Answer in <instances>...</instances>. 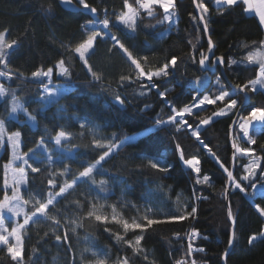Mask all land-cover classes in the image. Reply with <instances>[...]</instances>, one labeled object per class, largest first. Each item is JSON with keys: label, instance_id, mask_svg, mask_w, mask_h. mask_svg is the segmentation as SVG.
<instances>
[{"label": "trees", "instance_id": "trees-1", "mask_svg": "<svg viewBox=\"0 0 264 264\" xmlns=\"http://www.w3.org/2000/svg\"><path fill=\"white\" fill-rule=\"evenodd\" d=\"M73 1L76 3V0ZM88 3L96 7V13L88 12L77 3L76 9L64 8L59 0H0V31L7 29L6 39H16L19 45L9 50V63L13 70L24 73V76H14L11 80L0 77V83L9 89V94L0 98V119L5 121L8 131L22 132L23 152L35 148L41 137L45 138L48 150L54 145V137L59 131L72 134L71 141H62L68 151L71 149L69 153L55 150L53 155L58 157L52 160L50 166L45 159L44 165H39L41 172L32 173L28 170V183L23 189L24 199L31 200V203L24 206L27 212L33 210L35 200L46 199L49 191H59L65 180L71 182L88 163H94L105 151L94 147L93 136L119 143L133 131L152 128L158 115L167 119L171 114L169 104L181 108L192 103L196 90L201 93L216 92L217 78L224 90L233 92L235 85H242L255 79L257 75L259 66L248 64L244 58L264 40V27L260 26L254 14L243 11V5L222 6L221 15L214 0H204L209 8V29L215 44L213 51L215 56L222 55L226 61L224 65L217 64L214 71H204L198 63L189 59L191 45L188 41L196 43V38H200L198 55L200 50H207L209 34L204 32L201 22L192 19V16H198L193 0H177L178 19L174 23L159 22L163 20V10L159 7H156L153 17H148L146 12L141 11V19L137 21L135 32L116 19L123 10L124 0H88ZM49 4L52 5V12L44 10ZM105 9V16L117 39L129 47L137 58L147 56L149 66H159L173 55L180 58L172 75L155 81L158 88L148 91L141 88L139 81L120 84L121 76L132 75L134 78V69L126 55L118 47H113L115 42L110 39L112 32H108L103 26L95 29L102 33L108 32L109 36L97 39L89 58L93 71L102 74L101 81L94 80L87 66L70 50L88 35L82 25L88 20L101 17ZM62 58L70 68L71 78L67 80L58 75L54 68L51 84H64L65 90L58 98V103L46 106L41 97L43 83H48L47 78L42 83L33 79L31 73L41 66L45 69L54 67ZM232 59L237 63L229 65L228 61ZM203 76L207 78L200 86L196 85V77ZM141 91L145 94L140 95ZM12 92L36 116L35 125L23 111L11 114ZM161 92H165L166 97H161ZM117 94L125 99L123 106L115 100ZM246 95L247 101L245 93L237 92L233 97L238 101L237 109L229 115L214 118L211 125L201 128V139L215 152L219 163L191 135V130L176 132L174 127H163L154 129L148 135L140 133L133 142L115 150L94 171L93 178L97 183H92L90 178H80L73 189L64 196L57 197L55 210L50 206V212L61 220L59 226L42 217H34L33 222L26 226V264H84L86 260L95 258L84 251L81 241L84 235L90 236L97 246L107 252L110 250L109 262L117 256L127 255L130 264H152L153 261L155 264H175L187 251L186 234L192 229H197L201 234V238L194 241V246L205 249L202 253L193 254L198 264H225V250L229 252L227 264H264V239L248 244L249 237L259 234L264 227V216L255 207L257 204L264 207V195L253 194L249 182L243 181L248 195L231 186L228 198L225 199L224 189L228 187V181L220 166L223 164L229 170L232 168L234 148L230 140V125L236 112L240 109L239 116H243L248 115L252 107H264V90L257 86L256 92L249 91ZM222 106L219 102L208 105L200 118L211 115ZM198 123V118H189V124L193 128ZM91 126L95 127L97 135L91 133ZM237 129L238 127L234 128V138ZM250 134L257 141L255 145H250L246 140H241L240 143L253 148L255 155L264 157V132L257 134L255 129ZM177 144L184 150L185 159H199L200 176L208 175L210 185L195 183L196 173L180 160ZM76 145L79 147H74ZM9 154L10 147L6 141L2 158H7ZM152 158L162 159L171 166L170 170L162 173L151 169L147 166V160ZM248 161L247 157L237 155L234 163V175L237 179L244 174L243 165ZM65 166L69 171L63 176L59 175ZM261 169L264 170V161L261 162ZM48 179L55 180V188L48 185ZM101 180L107 183L101 186ZM261 181L264 180H261V171L258 170L255 182ZM155 185L162 187V194L167 197L166 204H172L178 195H182L190 201L189 210L195 206L197 212L193 218L183 222L156 226L144 233L142 246L149 257L148 261L142 255L134 256L131 249L118 243L110 232L104 230L105 225L99 222L84 219L83 227L77 228L74 233L71 231L72 225L68 221L86 216L91 203L96 202L97 194L106 196L125 217L130 218L142 213L149 188ZM3 191L0 186V199L3 198ZM229 200L237 221L236 239L231 248H228L232 230L227 217ZM137 209L140 210L139 213ZM169 209L168 214H172L171 207ZM22 217L23 215L20 216ZM107 227L123 234L116 224H109ZM65 228L69 232L68 240L56 241L55 236H63ZM174 233H179L180 238L177 239ZM135 234H139V230L137 233L129 232L126 239H131ZM33 248L36 249L35 253ZM82 255L84 259H81ZM0 264H12L3 246H0Z\"/></svg>", "mask_w": 264, "mask_h": 264}, {"label": "snow or ice", "instance_id": "snow-or-ice-1", "mask_svg": "<svg viewBox=\"0 0 264 264\" xmlns=\"http://www.w3.org/2000/svg\"><path fill=\"white\" fill-rule=\"evenodd\" d=\"M61 4L67 7H75L73 0H60ZM195 8L198 11V16H192L194 21L202 22L203 30L205 33H209L207 36L208 48L206 51L200 50L197 55V48L199 43V37L196 38V43H193L192 40H189L188 43L191 45V52L189 54V59L193 63H198L202 70L208 71L211 70L215 64L224 65L226 63L224 56H215L213 49L215 44L212 41L209 24L210 17L208 15L209 8L204 0H193ZM76 3L82 6L83 9L87 10L90 13H96V7H93L88 0H76ZM136 6L133 3H130L129 0H124L123 10L117 15L116 19L130 29L132 32H135L137 29V21L141 19V11L146 12L148 17H153L155 15V9L158 6L163 10V20L159 21L164 23L165 21L172 23L174 20L178 19L177 13V0H134ZM214 4L217 7L219 14H223L221 10L222 6L233 7L237 5H243V11L248 14H254L258 18V22L261 27H264V0H214ZM43 7V6H42ZM47 12H52V5L49 4L47 8L44 9ZM105 13L107 9L104 10ZM102 24L105 29L109 28L110 21L107 17L103 20L93 19L88 20L82 27L88 32V35L82 42L78 43L74 48L70 49L73 51L87 66L88 71L91 73L92 78L96 81L102 80V74L93 71L92 66L89 64L90 54L93 53L97 39H104L106 36H109L108 32H101L95 29V25ZM90 26H92L90 28ZM8 35V30L4 29L0 31V77L5 78L6 80L13 79L14 76L22 77L24 76L23 72L19 70H13L9 63V50L13 49L14 46L18 45V40L6 39ZM110 39L115 43L113 47H118L130 61V64L134 69V78L132 75L121 76L120 84L122 85L125 81L141 82V88H146L148 91H151L152 88H158L159 85L155 83L156 80L161 78H167L172 75L178 66L179 57L173 55L170 59H167L166 62L162 63L159 66L151 67L149 66V58L147 56L139 57L133 55V52L129 50V47H126L123 42H121L115 35H111ZM253 44H256L253 41ZM213 57V59H210ZM248 64L258 65V71L255 79H250L244 84H237L233 92L224 90L220 86L219 78H217L218 90L214 93L204 92L201 93L199 90L195 91V94L192 96V103L185 104L181 108H176L174 105L169 104L171 114L167 119L161 118L159 115L154 119L153 127L147 128L144 130V134L148 135L153 132L154 129H159L163 127H174L176 132L181 130H191V135L199 141L203 147H205L210 155L217 160L219 163V158L216 156L215 152L208 147L207 144H204L201 139V128L202 126H208L213 123L214 118L222 117L229 115L238 107L237 99L233 98L237 92L245 93V101H247V92H256L257 86L261 89H264V40L259 42V46L254 51H249L244 58ZM229 65L236 64L237 61L232 59L228 61ZM54 68L57 71V74L65 77L67 80L71 78L70 68L66 65L65 59H59L54 67H47L46 69L41 66L36 71L31 73V77L36 80H40L43 83L44 78H47L48 83H43L44 96L41 97V100L46 101V106L53 103H58V98L63 95V91L59 86L55 88H49V84L52 83V76L54 73ZM147 83H144V82ZM201 77H196V83L200 84ZM9 94V89L5 88L3 83H0V98ZM140 95H144L145 92L141 91ZM161 97H166L165 92L160 93ZM12 104H11V113H17L18 111H23L27 119L31 121L34 125L37 123V118L28 109L20 102L15 92L11 93ZM115 100L123 106L125 104V99H122L118 94L115 96ZM222 104V107H219L218 110H215L206 117L200 118L201 113L207 110L208 105H216L217 103ZM187 117V118H186ZM196 117L199 119V123L193 128L192 124H189V118ZM260 123L264 125V107H252L247 116L239 117V121H233V126L238 127L240 132H242L243 137L247 140L250 145L256 144V139L250 135V130L254 127L255 123ZM84 127V125H81ZM264 132V128L258 129L257 134ZM22 132L12 131L8 132L5 127V121L0 119V148H3L4 140L7 139L11 147V159L9 162L2 165L3 168V189L4 195L3 200L0 201V246H3L6 249L7 255L12 261V264H26V226L30 222H33L34 217H42L46 220L53 221L57 226L61 224V220L57 218V215L50 212V206L55 210V205L57 203V197H62L70 189H73L77 183V180L80 178H90L92 183H97L93 178L94 171L101 166L102 162L106 160L115 150L119 149L122 145L126 143L133 142L136 137L126 136L119 143L112 142V139L104 140L102 138L98 139L93 136L92 144L96 148L105 149L101 155L95 160L94 163H88L82 171L78 173V176L73 178L71 182L65 180L63 185L59 188V191L52 192L49 191L47 198L43 201L35 200L32 205L33 210L31 212L25 211L26 205L31 203V200L24 199L21 194V186L27 185L28 183V170L32 173L41 172V167L39 165H44L45 159L41 157L39 149H44L47 151V144L45 143V138L41 137L39 142L36 144L35 148H30L28 152H21V143H22ZM72 134L64 130L59 131L54 137L55 144L60 146L62 141H71ZM114 139V134H113ZM239 136L232 141V147L235 149L233 153V162H235L237 155L241 157H247L249 162L246 165H243V175L239 179L233 174V171L229 170L228 167H225L223 164L220 166L223 168V171L227 175L228 184L233 186L234 189H238L240 192L248 195L247 188L243 185V181H248L249 185L253 189V194L257 191L256 173L258 170L261 171V180H264V170L261 169V162L264 161V157H257L255 155V150L251 147H241L238 143ZM74 147H79L78 145ZM177 150L179 153V158L183 163L189 168L194 170L196 173L195 183L200 185H210V177L208 175L200 176V161L196 157L190 159H185L184 150L180 148L177 144ZM71 151V149H69ZM47 165L52 164L51 154L46 157ZM16 161H20L22 166L15 167L14 164ZM31 161V162H30ZM147 166L151 169H154L158 172L167 173L170 170V165L165 161L160 159H148ZM69 169L65 166L63 172L59 175H65ZM9 173L11 178L9 179ZM48 185H51L52 188L56 187V182L54 179H48ZM107 182L104 180L99 181L101 186L105 185ZM264 189V183L260 185ZM11 189V195L8 194V190ZM228 187L224 189L225 199L228 198ZM264 195V192L260 193ZM177 197V201H179ZM199 199V197H197ZM79 203V202H77ZM111 212L105 211V205L103 203L96 204L91 203L86 216L79 217L78 220H69L68 223L72 225L71 231L74 233L77 228L83 227V220L87 219L89 221L99 222L105 225V231L110 232L113 238L118 242L122 243L127 248L131 249L134 256H143L145 261H148L149 257L146 254L145 249L142 246V241L144 240V233L149 229H153L156 226L164 224L179 223L189 218H193L197 212L195 206L189 207L187 204H179L176 210L172 214L158 215L151 207L147 208L143 213L137 216H132L130 218H124L122 213H118L115 205H110ZM135 207V206H134ZM257 211L261 216H264V207H261L259 204L255 205ZM7 210L10 213H13L15 216L19 217L23 215V222H16L15 225L9 230L4 227V211ZM139 213L140 210L137 209ZM227 217L231 222V233L228 240V248H231L235 239H236V216L234 215L231 207V201L229 200L227 205ZM109 224H116L121 229L123 234L120 231H114L113 229L107 227ZM131 239H126V236L129 232L137 233ZM177 239L180 238L179 233H174ZM69 232L65 228L63 236L57 234L55 236L56 241H67ZM188 244L187 251L184 256L175 261V264H198L194 253L204 252L203 247L194 246V241L198 238H201V234L197 229H192L189 233L186 234ZM207 239V237H202ZM258 239H264V230L259 234H252L248 239V244L252 245ZM71 248V245H69ZM35 253L36 249H32ZM85 251H89L86 249ZM92 256L95 257L92 264H109L110 250L101 255L98 252L92 251ZM229 252L227 250L223 253V259L225 264H227V259ZM81 259H84L83 255ZM112 264H130V258L127 255L117 256ZM152 264H155L153 261Z\"/></svg>", "mask_w": 264, "mask_h": 264}, {"label": "rangeland", "instance_id": "rangeland-1", "mask_svg": "<svg viewBox=\"0 0 264 264\" xmlns=\"http://www.w3.org/2000/svg\"><path fill=\"white\" fill-rule=\"evenodd\" d=\"M207 78V76H203L201 77V82L200 84H197L196 81H195V84L200 86L202 81ZM49 88H55L57 86H59V88L64 91L65 90V85L64 84H49L48 85ZM200 89V87H199ZM207 92V91H205ZM204 93V92H203ZM43 96H44V90H43ZM45 104H46V101H45ZM12 115H14L15 113H11ZM243 116H247V115H243ZM239 117H242V116H239ZM239 117H238V120L237 122L239 121ZM258 123V122H257ZM260 127H258V129L262 128L264 125H261L260 123H258ZM147 128H150V127H146L140 131H133L131 133H129L127 136L128 137H131V136H135L137 137L140 133L144 132L145 129ZM90 131L91 133L97 135V131L95 129V127L91 126L90 128ZM256 129V130H258ZM8 131V130H7ZM13 131H17V130H13ZM253 131V130H252ZM9 133L12 132V131H8ZM237 135L239 136V139H238V143L240 144L241 147H244L240 141L242 140L241 138V132L239 129H237L236 131V135H235V138L237 137ZM125 138V137H124ZM123 138V139H124ZM234 138V137H233ZM122 139V140H123ZM6 141L7 139L5 138L4 140V145H3V148H0V186L3 185V168H2V165L4 163H7L9 162V160L11 159V147H10V144H9V147H10V154L7 158H2V153L5 149V144H6ZM21 152H23L22 150V143H21ZM59 151V152H64V153H69L70 151H68L62 144L60 146H57L55 144V141H54V145L49 148L47 151H45L44 149H39L38 151L40 152L41 154V157L43 159H46L47 155L51 154L52 156V160L56 159L58 157V155H53L54 151ZM257 157H260L258 155H256ZM152 159H159V158H152ZM162 160V159H160ZM163 161V160H162ZM31 162V161H30ZM249 162V161H248ZM247 162V163H248ZM15 167H20L22 166L21 162L20 161H16L15 164H14ZM11 178V174L9 173V179ZM26 185H22L21 186V194L23 195V189ZM3 187V186H2ZM253 190V189H252ZM163 190H162V187H160V185H155V186H152L151 188H149V194H148V197H147V200L145 202V204L143 205V211L142 213L149 207H151L154 211L157 212L158 215H164V214H168L170 211V207L172 209V212H174L178 206V203L179 204H187L188 207L190 206V201L187 197H184L182 195H178L177 197H179V201H177V197L173 200L172 204H166V200H167V197L162 194ZM4 193V191H3ZM8 194L11 195V189L8 190ZM162 194V195H161ZM24 197V196H23ZM3 198L0 199V201H2ZM43 201V200H41ZM96 204H100V203H103L105 205V211L106 212H111V208L109 207L110 205H115L114 203H111L108 201V198L106 196H103L101 194H97V197H96ZM116 206V205H115ZM117 209V207H116ZM117 212L118 213H121L118 209H117ZM141 214V213H140ZM139 214V215H140ZM4 215V227L8 228L9 230L15 225L16 222H20L22 223L23 222V217L20 218L15 216L13 213H10L8 212L7 210L4 211L3 213ZM139 215L137 217H139ZM22 216V215H21ZM124 218H127L123 215ZM263 230H264V227H263ZM81 241L83 243V248H84V251L86 249H88L89 251H85V253L87 254H92V251H95V252H98L100 253L101 255H103L105 252H107L105 249L99 247L96 245L95 241L88 235H84L81 237ZM95 258L93 259H88L84 262V264H92V262L94 261ZM116 258H114L113 260H111L109 262V264H112V262L115 260ZM110 260V259H109Z\"/></svg>", "mask_w": 264, "mask_h": 264}, {"label": "water", "instance_id": "water-1", "mask_svg": "<svg viewBox=\"0 0 264 264\" xmlns=\"http://www.w3.org/2000/svg\"><path fill=\"white\" fill-rule=\"evenodd\" d=\"M59 3L61 4V2H60V0H59ZM73 4L75 5V7H67V6H64V5H62L64 8H67V9H76L78 6H77V4L73 1ZM202 23V22H201ZM218 64V63H217ZM217 64H215L214 65V67L210 70V71H214L215 70V67H216V65ZM239 115H240V109L236 112V114H235V116H234V118H233V120H232V123H231V125H230V140H231V143H232V141H233V137H234V135H233V133H234V128H235V126H233V121L234 120H238V117H239ZM235 152V149H234V151H233V153ZM232 158H233V155H232ZM231 163H232V168H231V171H233V174H234V163L235 162H233V159H232V161H231ZM230 187H231V185L230 184H228V189H230Z\"/></svg>", "mask_w": 264, "mask_h": 264}, {"label": "built area", "instance_id": "built-area-1", "mask_svg": "<svg viewBox=\"0 0 264 264\" xmlns=\"http://www.w3.org/2000/svg\"><path fill=\"white\" fill-rule=\"evenodd\" d=\"M105 12L103 13V15L101 16V17H99V18H94V19H99V20H103L106 16H105ZM91 20H93V19H91ZM98 26H103L102 24H97V25H95V28L96 27H98ZM108 32H112V28H111V25L109 24V28L108 29H106ZM111 35H115L116 37H117V35L116 34H114L113 32L111 33ZM118 38V37H117ZM262 90H264V89H262ZM258 127H260L259 126V124L258 123H255L254 124V127L250 130V133H251V131L254 129V128H257L258 129ZM264 127V126H263ZM261 129V128H260ZM249 133V134H250ZM251 135V134H250ZM241 138H242V140H246L244 137H243V134H242V132H241ZM247 141V140H246ZM245 147V146H244ZM262 183H264V181H261V182H258L257 183V191H256V194H260L261 192H264V189H262L261 187H260V185L262 184Z\"/></svg>", "mask_w": 264, "mask_h": 264}, {"label": "crops", "instance_id": "crops-1", "mask_svg": "<svg viewBox=\"0 0 264 264\" xmlns=\"http://www.w3.org/2000/svg\"><path fill=\"white\" fill-rule=\"evenodd\" d=\"M130 3H133V5L135 6V3H134V1L133 2H130ZM158 7V6H157Z\"/></svg>", "mask_w": 264, "mask_h": 264}, {"label": "bare ground", "instance_id": "bare-ground-1", "mask_svg": "<svg viewBox=\"0 0 264 264\" xmlns=\"http://www.w3.org/2000/svg\"><path fill=\"white\" fill-rule=\"evenodd\" d=\"M258 183V182H257Z\"/></svg>", "mask_w": 264, "mask_h": 264}]
</instances>
